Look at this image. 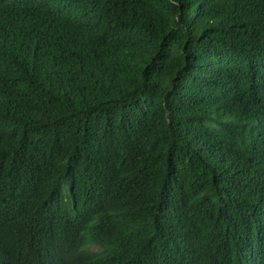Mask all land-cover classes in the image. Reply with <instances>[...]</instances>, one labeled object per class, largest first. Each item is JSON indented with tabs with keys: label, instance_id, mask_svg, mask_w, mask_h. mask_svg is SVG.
I'll return each instance as SVG.
<instances>
[{
	"label": "trees",
	"instance_id": "16d2710c",
	"mask_svg": "<svg viewBox=\"0 0 264 264\" xmlns=\"http://www.w3.org/2000/svg\"><path fill=\"white\" fill-rule=\"evenodd\" d=\"M0 264H264V0H0Z\"/></svg>",
	"mask_w": 264,
	"mask_h": 264
}]
</instances>
